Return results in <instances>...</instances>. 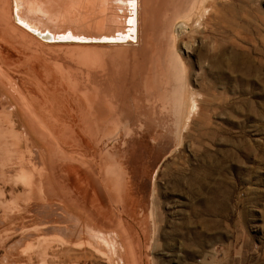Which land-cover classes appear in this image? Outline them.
<instances>
[{"label":"rangeland","instance_id":"rangeland-1","mask_svg":"<svg viewBox=\"0 0 264 264\" xmlns=\"http://www.w3.org/2000/svg\"><path fill=\"white\" fill-rule=\"evenodd\" d=\"M11 6L0 264H122L113 232L128 264H264V0H141L109 45H45Z\"/></svg>","mask_w":264,"mask_h":264},{"label":"bare ground","instance_id":"bare-ground-1","mask_svg":"<svg viewBox=\"0 0 264 264\" xmlns=\"http://www.w3.org/2000/svg\"><path fill=\"white\" fill-rule=\"evenodd\" d=\"M11 1H12V6H11L12 7V21H13L14 26L18 28L19 30L29 34L30 36H32V38H35V40L37 39L38 41L42 42L45 45H59V44L60 45L61 44H65V45L75 44L76 45L79 43L100 44V45L108 44L109 45V44H113L112 42H108V40L112 38L120 37L121 42L129 43V41L131 40L124 42L123 41L124 38H127V39L130 37L136 38V36H138V29H139V23H140V15H141V0H120V2L118 0H110L112 2H115V6L121 9L123 13L126 12V9H127L130 12H132L131 16L134 17V19L130 20L126 13L115 15L113 20L117 24L116 26H114L115 24L112 21V15L107 12L106 6L108 4L107 3L108 0H102L104 2H102V5H101V8L103 9L102 10L103 14L101 16L95 15L96 12L99 10L98 7L100 6V2H101L100 0H43V1L40 0L41 2H43L42 3L43 6L38 5V3L40 4L41 2L36 3L31 0H11ZM94 5H96L95 9H94ZM132 23L133 25L130 27L129 24H132ZM135 24H136V30L134 31V34L129 35V36L128 35L127 36L125 35L114 36L120 32H123L124 30L132 31L131 29L135 27ZM179 28H180V25H179ZM32 30L39 31L40 33L48 32L50 34V39H43L42 37L33 33ZM1 83L3 82L1 81ZM14 96L16 97V99H19V101L20 100L23 101V104L21 103L22 106L19 102H18V105L27 115L26 117L29 120V122L30 123L33 122L32 120L34 119L31 118L33 117V114L31 110L29 109V107H27L28 105L24 101V98H22L20 94H17ZM42 104L45 106V103L43 101L41 102V106ZM38 160L42 161L41 155H38ZM81 182H82V179H81ZM65 210L67 211V209ZM76 220H79V219H76ZM118 221L120 222V220ZM99 234L97 236L103 239L101 234L100 235ZM116 234L117 233L113 232L110 234L111 238L108 236L109 238L105 237L101 241L103 242V248L107 250L111 255L118 256L120 258V263L128 264L129 261L132 260L130 258L129 245L128 244L124 245L123 247L124 253H122L121 252L122 244L120 243V241H118V237ZM117 264H119V262Z\"/></svg>","mask_w":264,"mask_h":264},{"label":"water","instance_id":"water-1","mask_svg":"<svg viewBox=\"0 0 264 264\" xmlns=\"http://www.w3.org/2000/svg\"><path fill=\"white\" fill-rule=\"evenodd\" d=\"M32 32L42 37L43 39H50V34L48 32L40 33L39 31H36V30H32ZM117 42H121V40L118 39Z\"/></svg>","mask_w":264,"mask_h":264},{"label":"flooded vegetation","instance_id":"flooded-vegetation-1","mask_svg":"<svg viewBox=\"0 0 264 264\" xmlns=\"http://www.w3.org/2000/svg\"><path fill=\"white\" fill-rule=\"evenodd\" d=\"M140 19H141V17H140ZM139 30H140V23H139V29H138V36H139ZM138 36H136L135 41L138 40Z\"/></svg>","mask_w":264,"mask_h":264}]
</instances>
